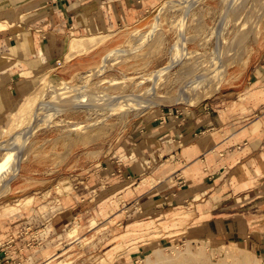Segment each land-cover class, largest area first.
I'll list each match as a JSON object with an SVG mask.
<instances>
[{
	"label": "rangeland",
	"instance_id": "rangeland-1",
	"mask_svg": "<svg viewBox=\"0 0 264 264\" xmlns=\"http://www.w3.org/2000/svg\"><path fill=\"white\" fill-rule=\"evenodd\" d=\"M173 1H163L140 24L99 33L101 40L88 50L69 47L68 59L102 43L89 70L69 80L53 74L39 80L17 106L38 95L29 123V114L15 120L17 107L11 113L0 136V164L6 162L0 217L18 211L13 206L37 203L13 200L10 182L19 177L27 180V193L53 186L41 201L53 205L47 215L54 209L62 214L57 224L18 225L0 235V264H264V201L241 206L247 201L236 196L237 206L223 209L228 219L236 215L240 234L235 227L181 240L169 232L161 243L144 216L145 203L153 200L136 196L158 178L147 172L134 187L118 190L115 172L103 173L114 155L125 157L120 149L130 144L136 119L158 114L163 121L170 111L183 118L203 108L221 86L242 80L240 69L264 36V0H198L188 11L170 6ZM117 48L125 51L110 57ZM65 84L79 91L66 97ZM129 98L139 103L123 106ZM243 174L237 170L234 179ZM54 177L56 185L49 180ZM40 180L45 184H36Z\"/></svg>",
	"mask_w": 264,
	"mask_h": 264
},
{
	"label": "crops",
	"instance_id": "crops-1",
	"mask_svg": "<svg viewBox=\"0 0 264 264\" xmlns=\"http://www.w3.org/2000/svg\"><path fill=\"white\" fill-rule=\"evenodd\" d=\"M163 1L0 0L4 26L0 30V136L8 131L11 113L43 76L69 80L94 65L102 43L68 59L74 35L99 36L140 24ZM259 41L240 69L241 81L221 86L203 108L192 109L183 118L170 111L163 121L158 114L136 119L130 144L120 149L125 157L114 155L110 168L103 171L115 172L118 190L134 187L147 172L158 178L136 196L153 200L145 203L144 216L147 227H156L161 243L169 232L184 240L233 231L240 227L236 215L228 219L223 209L236 207L240 200L247 201L241 206L264 201V36ZM239 95H244L242 100ZM237 170L245 175L235 180ZM19 178L10 182L15 188L13 200L34 198L37 203L13 206L18 211L1 216V236L18 225L57 224L62 214L54 209L47 215L45 208L53 205L41 201L50 198L47 193L52 194L53 186L27 193V187H22L27 180ZM236 196L240 200L232 202ZM240 230L244 228H239V234Z\"/></svg>",
	"mask_w": 264,
	"mask_h": 264
},
{
	"label": "bare ground",
	"instance_id": "bare-ground-1",
	"mask_svg": "<svg viewBox=\"0 0 264 264\" xmlns=\"http://www.w3.org/2000/svg\"><path fill=\"white\" fill-rule=\"evenodd\" d=\"M198 0H174L172 3H171V5L170 6H172V5H174L173 7H175V6H177V7H179L180 6V8L182 7H185V9L188 11V9L189 10H191L190 8H192L193 6H195V4H196V2H197ZM202 1V0H201ZM261 2V1H260ZM262 2H264V1H262ZM166 8V7H165ZM184 9V10H185ZM161 12L162 11H160L159 13H158V15H157V21L155 22V25H154V27H156L157 25H159L158 23H159V16H160V14H161ZM190 12V11H189ZM187 15V14H186ZM94 25V24H93ZM4 26H3V24L1 23V21H0V30L3 28ZM5 29V28H4ZM156 30V28L155 29H153V30H151V32L150 33H148V34H150V35H146V36H148V38L149 37H152L153 35H154V31ZM3 32V31H2ZM9 36V35H8ZM103 38V37H102ZM182 39V38H181ZM99 40H101V36L99 35V36H97V35H89V36H86V35H80V36H77V35H74L72 38H71V46H70V48H71V50H72V52L73 51H79V50H84V49H87L88 50V48H90V47H92L93 45H95L96 43H98L99 42ZM181 41V40H180ZM184 42V41H183ZM132 50V49H131ZM123 51H125V49L123 48H117V49H115L112 53H111V55H110V57L111 56H113V55H115V54H119L120 52H123ZM127 51V50H126ZM129 51V50H128ZM178 55H180L179 53H178ZM177 55V56H178ZM188 55V54H187ZM190 55V54H189ZM114 57V56H113ZM178 59H179V56L177 57ZM174 62V61H173ZM105 67V66H104ZM169 67V66H168ZM165 73V72H164ZM160 75V74H159ZM209 75V74H208ZM157 77V76H156ZM198 77V76H197ZM206 78H209L210 79V77H206ZM209 79H207V80H209ZM206 80V82L208 83V81ZM212 80V79H211ZM202 83V82H201ZM205 83V82H204ZM204 83H202L203 85H205ZM201 84V87L203 86ZM189 85V84H188ZM198 85H200V84H197V86ZM155 86V85H154ZM65 87V88H64ZM64 87H63V90L65 91V92H67V96L66 97H70L72 94H73V92H77V91H79L78 90V88H75V87H71L70 85H67V84H65L64 85ZM153 88V87H152ZM198 89H199V87H198ZM201 90H202V88H200ZM204 89V88H203ZM150 90H152L151 88H148V90L146 91V92H149ZM155 90V89H154ZM198 91V90H197ZM196 91V92H197ZM151 92V91H150ZM153 92H155V91H153ZM198 93H199V91H198ZM147 96H148V98L150 97V96H153V97H150V98H152V100H154L155 98V96H154V94L153 95H150L149 93L148 94H146ZM145 95V96H146ZM150 95V96H149ZM189 95V94H188ZM194 95H196V94H194ZM157 96V95H156ZM144 97V96H143ZM161 97V96H160ZM37 98H38V95H36V96H34V97H32V96H28L27 98H26V100H25V102L23 103V105H20L19 107H17V109L15 110V120L17 121L19 118H21V117H23L24 115H26V114H29V116L27 117V118H29V120H27L28 122H25V124L24 125H26L27 123H29V121L31 120V117H32V115H33V112L35 111V108H36V103H37ZM137 98H138V96H137ZM154 98V99H153ZM157 98V97H156ZM96 99L97 100H99V101H103L102 99H100V98H98V97H96ZM136 98H129V99H127V101H129V103L128 102H126L125 100V102L126 103H124V105L123 106H127L128 104H129V106L131 105V103L135 100ZM99 101H96L97 103L99 102ZM99 103H103V104H105L104 102H99ZM135 103H139V101H138V99H136L135 100ZM107 104V103H106ZM109 106V105H108ZM107 107V106H106ZM18 118V119H17ZM24 118V117H23ZM25 118H26V116H25ZM22 121H23V119H22ZM26 121V120H25ZM20 122V121H19ZM16 124H18V122H16ZM25 132V131H24ZM29 132V131H28ZM21 134H23V131L21 132ZM21 141H22V139H21ZM24 142V141H23ZM22 142V143H23ZM21 143V144H22ZM2 164V163H1ZM0 164V165H1ZM4 166H6V162H3V164L0 166V178H1V180L2 181H4V173H3V167ZM180 264H186V263H180ZM222 264H228V263H222Z\"/></svg>",
	"mask_w": 264,
	"mask_h": 264
},
{
	"label": "water",
	"instance_id": "water-1",
	"mask_svg": "<svg viewBox=\"0 0 264 264\" xmlns=\"http://www.w3.org/2000/svg\"><path fill=\"white\" fill-rule=\"evenodd\" d=\"M32 120H35V118L33 117Z\"/></svg>",
	"mask_w": 264,
	"mask_h": 264
}]
</instances>
